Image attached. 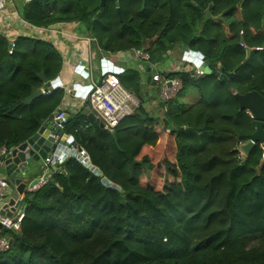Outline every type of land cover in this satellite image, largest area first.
Segmentation results:
<instances>
[{"label":"trees","instance_id":"1","mask_svg":"<svg viewBox=\"0 0 264 264\" xmlns=\"http://www.w3.org/2000/svg\"><path fill=\"white\" fill-rule=\"evenodd\" d=\"M116 2L33 0L20 16L36 28L78 23L101 52L143 50L154 67L188 49L233 77L164 72L181 89L163 102L147 64L116 75L140 105L114 136L85 108L64 127L99 175L67 158L44 188L25 194L19 230H0L9 244L0 264H264V150L240 152L255 123L234 97H264V0ZM9 45L0 37V148L8 150L27 142L65 94L41 92L62 68L49 42L19 36L11 53ZM188 90L199 98L186 106L179 98ZM151 100L161 117L148 114Z\"/></svg>","mask_w":264,"mask_h":264},{"label":"water","instance_id":"2","mask_svg":"<svg viewBox=\"0 0 264 264\" xmlns=\"http://www.w3.org/2000/svg\"><path fill=\"white\" fill-rule=\"evenodd\" d=\"M101 7L104 6L106 0H100ZM117 1V0H112ZM142 3L145 0H141ZM117 3V2H116ZM210 9L204 14V22H207L210 18ZM117 12L119 10L117 9ZM252 50L247 49V58L250 56ZM183 55L189 61H192L199 72L203 75H214L219 80L227 82L233 77V73H226L223 69L214 68L208 60L203 58L199 53H194L186 49L183 51ZM245 62V61H244ZM114 80H116L114 78ZM59 80L56 78L52 82L47 84L49 91L57 89ZM240 111L247 112L254 120L255 128L251 135V140L239 146V150L244 157H247L250 150L259 144L264 150V97L256 92H248L245 94L234 95ZM88 118L93 121L100 128H103V124L92 113H88ZM53 116H50L46 122L42 124L39 130L25 143L12 150L11 154L6 157L1 156L3 161V175L8 186V190L12 192L11 196H5L0 200V218L14 219L18 216L20 209H26L25 203L20 202V198L25 196L26 186L34 180L29 179L30 172L35 171V167L42 161L45 165L48 164L50 159H56L57 157L75 158L80 161L83 166L93 172L95 175H99L97 168H94L87 159H81L77 152L81 151V147L73 143L69 145L62 138V131L55 128V123L52 121ZM71 118L66 117L64 126L70 122ZM114 136V133H112ZM13 149V148H12ZM76 149V151L74 150ZM76 155V156H75ZM261 163H264V156ZM102 182L106 186L118 190L119 188L113 184H110L107 180L102 179ZM0 224V230H1Z\"/></svg>","mask_w":264,"mask_h":264},{"label":"crops","instance_id":"3","mask_svg":"<svg viewBox=\"0 0 264 264\" xmlns=\"http://www.w3.org/2000/svg\"><path fill=\"white\" fill-rule=\"evenodd\" d=\"M31 1L33 0H10L6 8L8 19L5 23V36L8 41H14L19 36H28L32 39L47 41L57 50L62 59L61 72L57 77L60 85L57 88L62 89L65 93L60 107H65L68 115L77 113L83 108L84 99L82 94L84 95L86 88L90 84L89 78L93 82L98 83L106 72V69L101 67L102 58L107 62L106 67L111 68V70H118L119 73L129 68L140 69L143 65L127 57L128 51L117 54L101 52L95 42L88 37L84 27L78 23H61L48 28H36L28 25L22 20L20 13L21 9ZM179 54H182V52L175 51L176 56ZM77 65L83 67V73L76 71L75 67ZM190 65H187L188 68L194 70L193 64L191 63ZM216 69H219V66ZM85 72L86 74L88 73V78ZM146 72L150 73L148 70ZM143 85L144 91H150L154 88L150 83L146 84L143 82ZM45 90L46 88L42 89L41 92L45 94ZM62 135V138L69 145L75 143L73 135L67 130L65 131L64 128ZM44 167L45 164L40 161L39 165L35 167V171L30 172V181L37 178ZM3 173L2 165L0 167V175L2 177H4ZM11 194L12 192L7 190L6 196L9 197Z\"/></svg>","mask_w":264,"mask_h":264},{"label":"built area","instance_id":"4","mask_svg":"<svg viewBox=\"0 0 264 264\" xmlns=\"http://www.w3.org/2000/svg\"><path fill=\"white\" fill-rule=\"evenodd\" d=\"M9 2L10 0H0V37L3 38H6L5 23L8 19L6 15V8ZM9 43V53H11L12 49L14 48V41H9ZM240 46L244 48L242 43H240ZM255 50H260V48H256ZM127 57L139 63L147 64L149 71H152L154 68V66H152L149 62V54L143 50H130L128 51ZM186 57L187 56L183 55L181 58L183 61L184 70H192V68L189 69L187 66L188 64L192 63L195 67V71L194 75H191V77L196 78L203 75L198 71L195 64L192 61H189ZM101 63V67L105 68L106 72L102 75V78L98 83L93 82L91 78H89L90 84L86 88L84 95L82 94L84 99L83 108L99 119L103 124V129L112 134L124 119L134 114L135 109L138 108L140 103L133 93L123 90L119 85L117 79L115 78L116 75L120 74L118 70H111V68L106 67L107 62L104 58L101 59ZM75 69L77 72L83 73V67L81 65H77ZM87 74L86 77L88 78ZM114 78L116 80H114ZM152 82L155 84V86L157 85V88L159 89L157 95L158 99L163 102L167 101L169 97L176 95L181 89V82L179 80L167 79L157 72L153 73ZM47 92L49 91L46 90L44 93ZM66 117L67 112L65 107H59L55 114H53L52 119V121L55 123V128L62 131ZM14 149L16 148L8 150L5 147H1L0 159L1 156L6 157L8 154H11L12 150ZM74 150L76 151V149ZM77 155L81 157L82 160H88V156L83 150L78 152ZM65 159L66 158L63 159L61 157L50 159L48 164H46L42 169L41 174L26 186L25 193H35L44 188L48 184L53 172L59 168V165H61ZM2 165L3 164L1 160L0 167ZM7 190L8 186L5 178L0 175V200L6 196ZM20 202H23V198H20ZM23 217L24 209L22 207L18 216L14 220H0L1 227L7 230L18 231ZM8 248V242L0 238V252H5L8 250Z\"/></svg>","mask_w":264,"mask_h":264},{"label":"rangeland","instance_id":"5","mask_svg":"<svg viewBox=\"0 0 264 264\" xmlns=\"http://www.w3.org/2000/svg\"><path fill=\"white\" fill-rule=\"evenodd\" d=\"M180 58H182V54H179V55L176 56L175 55V50H174L169 55L168 59H166L165 61H163L158 66H156V67H154L152 69V73L157 72V73L162 74L164 72H175L177 69H179L180 71L184 70V69H182L183 61L180 60ZM188 65L191 66L190 64H188ZM153 96H155L154 93L153 94L151 93V94L147 95L148 98H150V97L153 98ZM172 97H175V95L169 97L167 100L171 99ZM198 98H199L198 93H196L194 90H188L186 92V94H184V96L179 98V100H180V102L186 104V106H189L190 104L195 102ZM149 104L150 105L147 108L148 114H150V116L151 115H157V116L161 117L162 116V110H160L158 107L155 106L156 105V101L155 100H151V102ZM0 220H4V218H0Z\"/></svg>","mask_w":264,"mask_h":264},{"label":"clouds","instance_id":"6","mask_svg":"<svg viewBox=\"0 0 264 264\" xmlns=\"http://www.w3.org/2000/svg\"><path fill=\"white\" fill-rule=\"evenodd\" d=\"M194 53H195V52H194ZM182 54H183V52H182ZM182 56H183V55H182ZM147 70H148V69H147ZM148 71H149V70H148ZM192 71H195V69L192 70ZM151 72H152V71H151ZM120 86H121V85H120ZM46 90H48V88H47ZM46 90H45V91H46ZM48 91H49V90H48ZM49 92H50V91H49ZM52 116H53V115H52ZM67 116L69 117L68 114H67ZM64 127H65V126H64ZM15 148H17V147H15ZM81 150H82V149H81ZM83 151H84V150H83ZM77 153H78V152H77ZM77 153H76V155H77ZM85 153H86V152H85ZM76 155H75V156H76ZM263 156H264V155H263ZM65 158H67V157H65ZM68 158H69V157H68ZM75 158H76V157H75ZM0 160H1V159H0ZM88 160H89V159H88ZM2 164H3V161H2ZM41 172H42V171H41ZM35 179H36V178H35ZM26 194H27V193H26ZM23 198H24V197H23ZM16 217H17V216H16ZM16 217H15V218H16ZM15 218H14V219H15ZM4 219H5V218H4ZM14 219H9V220H14ZM0 224H1V223H0ZM1 228H2V227H1ZM2 229H4V228H2ZM6 230H7V229H6ZM12 231H13V230H12Z\"/></svg>","mask_w":264,"mask_h":264}]
</instances>
